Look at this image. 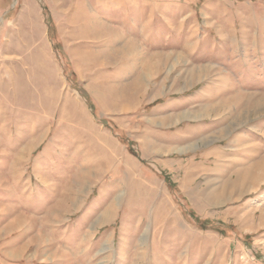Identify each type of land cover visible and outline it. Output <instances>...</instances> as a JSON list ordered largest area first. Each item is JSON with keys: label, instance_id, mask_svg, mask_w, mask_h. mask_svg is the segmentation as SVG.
<instances>
[{"label": "rangeland", "instance_id": "rangeland-1", "mask_svg": "<svg viewBox=\"0 0 264 264\" xmlns=\"http://www.w3.org/2000/svg\"><path fill=\"white\" fill-rule=\"evenodd\" d=\"M0 264H264V0H0Z\"/></svg>", "mask_w": 264, "mask_h": 264}]
</instances>
